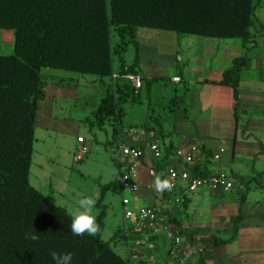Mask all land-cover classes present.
Returning a JSON list of instances; mask_svg holds the SVG:
<instances>
[{
	"label": "crops",
	"instance_id": "0c3cea01",
	"mask_svg": "<svg viewBox=\"0 0 264 264\" xmlns=\"http://www.w3.org/2000/svg\"><path fill=\"white\" fill-rule=\"evenodd\" d=\"M259 7L257 2L250 28L254 47L246 54V65L239 74L235 116L231 89L220 80L232 59L243 54L241 42L200 36L179 42L170 31L135 30L138 70L149 82L145 98L149 99L151 85L158 79L167 85L176 84L177 88L171 96L161 98L167 110L150 118L163 134L145 133L143 129L148 126L133 124L125 132L116 129L114 137L111 132L110 141L105 142L109 146L115 144L114 150L118 144L140 149L142 156L135 167L138 190L130 197V206L149 207L162 216L168 214L172 224L166 233L161 228L152 232L149 227L137 231L128 225L123 255H117L130 264H264V17L255 16ZM3 33L0 32V55H7L12 48V32ZM42 74L46 82L44 97L37 103L34 142L64 135L65 122L74 121L54 112L64 101L75 98V78L46 71ZM173 76L179 78L177 83L170 81ZM54 105L58 108L54 109ZM126 105L134 104L124 105L121 118L126 115ZM155 105L153 103V107ZM150 135L157 141L161 155L167 148L170 165L178 166V170L187 166L184 157L188 147L196 144L191 168L199 165L205 175L224 173L232 178V188L227 192L200 188L190 195L182 193L180 203L174 200L173 192L157 193L153 183L156 176L147 174L153 159L148 149ZM41 148L47 155L50 153L47 145ZM213 155L217 159H213ZM73 156L74 151L71 160L77 162ZM30 166L28 182L31 185ZM39 174L41 172H34L31 186L70 215L77 205L69 204L66 208L58 200L54 203L52 190L44 193L40 189ZM258 189L261 193L256 192ZM173 231L181 233L191 244L188 253L170 252ZM146 232L148 236L143 235ZM203 246L198 262L197 250Z\"/></svg>",
	"mask_w": 264,
	"mask_h": 264
},
{
	"label": "trees",
	"instance_id": "16d2710c",
	"mask_svg": "<svg viewBox=\"0 0 264 264\" xmlns=\"http://www.w3.org/2000/svg\"><path fill=\"white\" fill-rule=\"evenodd\" d=\"M256 5L257 0H0V30L12 32L11 52L0 55V264H55L54 251L72 253V264H130L100 239L101 198L118 187L117 177L99 185L95 208L100 230L95 236L74 235L71 216L28 182L37 103L44 97L46 77L41 70L91 75L103 83L92 124L100 128L112 120L114 137L124 105L137 103L139 90L147 91L149 84L138 70L137 28L237 39L243 54L232 59L220 80L231 89L235 116L239 74L254 47L250 28ZM128 46L133 58L126 64ZM127 74L140 77L138 90L123 78ZM144 131L163 134L159 128ZM168 155L165 148L160 158L152 157L150 168L160 174L168 166L178 170ZM191 174L207 176L199 165ZM119 237L126 240L123 234ZM204 247L197 250L198 262Z\"/></svg>",
	"mask_w": 264,
	"mask_h": 264
},
{
	"label": "rangeland",
	"instance_id": "374dc122",
	"mask_svg": "<svg viewBox=\"0 0 264 264\" xmlns=\"http://www.w3.org/2000/svg\"><path fill=\"white\" fill-rule=\"evenodd\" d=\"M257 2H259L260 7L256 10L255 16L264 17V0H257ZM0 32L7 34L8 31ZM177 37L179 42H182L183 38H191V36ZM233 41L240 42L237 39H233ZM132 58L133 49L131 46H128L123 54V59L126 64H129ZM114 67H116L115 62ZM44 71L58 73L59 76H70L75 78V90H73V93L75 92L74 94L76 95L75 98L71 97L70 100L64 101L59 109H56L58 107L54 105V109H56L54 113L64 114L67 119H73L74 121L69 122V120H67L65 122L64 130L66 133H64V135L60 134L54 138L44 139V142H41L40 139L36 142L33 141L34 143L32 142L30 183L34 185V172H41V174L37 176L38 181H40V189L43 192L47 189H51V200L54 203H57L58 200L59 203H62L66 208L69 204L78 206L79 199L85 196H91L93 199L97 200L99 198V185L111 183L114 178L117 177V168L112 154L115 144H112V146L105 144L106 141H110L114 123L110 120L102 129L92 124L93 112L104 92L103 83H99L98 79L91 75H79L55 70H43L41 72ZM103 82L105 83L107 80L103 79ZM165 84L167 85L164 80L159 79L152 83L148 93L150 96L149 99L145 98L147 93L144 88L139 90L137 98L139 103L137 101V103H132L134 105L125 106L126 115L119 121V125L117 126L118 132H125L128 130L129 126L133 124L141 125L142 123L156 130L155 123L150 118L162 115L161 110H167L165 107L166 104L162 103L161 98L167 95L171 96L173 90L177 88L176 84L164 86ZM153 103L154 105L156 103L155 107H153ZM83 119H85V121ZM38 122L40 121L38 120ZM71 122L73 124L77 122V124L73 125ZM143 132H145L144 129ZM76 136L84 140L87 153L82 156L81 161L74 162L71 160V156L73 151L75 153V147L77 146L75 142ZM35 139H37V137H35ZM43 145L48 146L47 152H50L48 155L45 150L41 148ZM37 165H39L40 168H38ZM256 192L261 193V190L258 189ZM121 193L123 196L126 195V192H121L116 186L115 189L105 191L100 202L104 208L100 239L104 242H108L112 250L118 255H123L124 248L123 240L119 237V234L121 235L123 233L122 208L120 205ZM179 197L180 194L176 195L174 200L180 203L181 198ZM233 197L236 198V195H233ZM97 212L98 210L95 208L94 214L96 215ZM156 214L158 222H161L158 223V226H167L169 228V226L172 225L168 214L162 216L163 214L157 211ZM168 231L169 229H166L163 232L166 233ZM147 234L146 232L143 235L148 236ZM175 237L178 238L177 244H174L173 241ZM171 241L170 252L172 251L175 253L183 251L188 253L190 249H192L187 239L177 231L172 232Z\"/></svg>",
	"mask_w": 264,
	"mask_h": 264
},
{
	"label": "built area",
	"instance_id": "2783aa9c",
	"mask_svg": "<svg viewBox=\"0 0 264 264\" xmlns=\"http://www.w3.org/2000/svg\"><path fill=\"white\" fill-rule=\"evenodd\" d=\"M110 78L114 80L117 78V75L113 73ZM123 78L128 80L134 90H138L140 88L141 80L138 75L127 74L123 76ZM170 81L172 83H177L179 78L177 76H173ZM150 138H152V135H150ZM76 142L78 143V146L75 149L73 159L78 161L87 153V148L83 144L82 138L77 137ZM148 149L153 158H160L161 152L158 143L153 138L148 145ZM196 152L197 146L193 143L188 147L187 154L184 157V163L187 165L185 168L177 170L174 167L168 166L163 171L161 178H170L173 184V189L170 192H173L176 195H181L182 193L193 194L200 188H206L210 191H229L232 188L233 181L231 177L224 173L207 175L205 177L191 174L192 168L190 165L193 163ZM141 156L142 154L140 149L119 144L113 153V159L117 168L118 189L121 192H126L125 196L121 193L120 197L123 219L122 234L124 237L127 234L128 225H131V227L137 231L148 227L152 230V232H155L160 228L163 231L167 229V226H158V217L154 209L149 207L133 208L130 206V197L136 194L138 190L135 167ZM212 158L217 159V156L213 155ZM147 174L150 177L161 175L157 174V172H155L152 168H148ZM173 241L174 244H177L178 238H173Z\"/></svg>",
	"mask_w": 264,
	"mask_h": 264
},
{
	"label": "clouds",
	"instance_id": "9594fccd",
	"mask_svg": "<svg viewBox=\"0 0 264 264\" xmlns=\"http://www.w3.org/2000/svg\"><path fill=\"white\" fill-rule=\"evenodd\" d=\"M161 175H156L154 180L155 191L157 193H163L164 191H171L173 189V184L170 178H161ZM96 205V200L91 196H85L78 201V206L71 210V231L74 235L82 236L87 233L90 236H95L100 230V226L97 223L96 215L94 214V209ZM33 240L38 239L36 235H32ZM52 259L55 264H72L73 254L67 253H57L52 252Z\"/></svg>",
	"mask_w": 264,
	"mask_h": 264
}]
</instances>
